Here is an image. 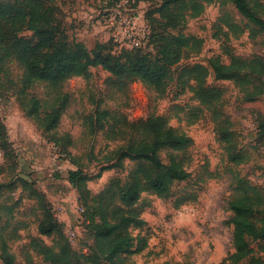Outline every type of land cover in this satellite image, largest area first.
<instances>
[{"label":"rangeland","instance_id":"obj_1","mask_svg":"<svg viewBox=\"0 0 264 264\" xmlns=\"http://www.w3.org/2000/svg\"><path fill=\"white\" fill-rule=\"evenodd\" d=\"M1 1L26 6L24 0ZM43 1L53 8L55 24L69 46L80 44L93 51L107 45L115 52L141 49L154 56L163 47H181L182 52L169 58L174 81L165 94L139 80L119 83L101 67L92 68L88 78L75 77L61 86L38 83L28 88L25 97L38 99L42 112L49 111L59 96L69 98L57 128L49 132L22 106L23 66L2 60L0 52V264L4 245L14 264H54L52 257L63 252L72 264H233L227 260L235 252L228 209L233 180L243 178L264 194V95L247 98L249 92L264 87V75L246 69L218 81L210 61L219 57L224 65H230L232 58L264 62V29L243 17L234 0ZM247 1L264 22V0ZM129 16L136 21V42L117 43L114 38ZM20 36L36 41L28 30ZM180 37L190 39L188 48L180 46ZM196 65L209 71L205 88L222 93L218 112L195 98L190 88L195 82L183 86L177 81L182 71ZM187 78L184 74L183 81ZM97 109L129 122L160 117L192 140L178 154L190 178L175 184L167 198L149 191L141 194L132 210L144 224L134 221L128 227L135 248L112 261L97 249L95 227L102 214L115 225L114 214L124 206L106 193L113 181L124 184L137 162L124 160L122 168L117 166L112 152L120 143L105 131L91 132L86 118ZM224 119L231 123L236 152L244 157L240 165L229 161L219 141L217 124ZM170 153L160 152L165 164ZM79 169L89 177L90 195L84 200L68 181L69 173ZM21 180L32 190H24ZM43 205L62 235H39ZM141 246L145 248L135 252ZM251 247L254 254L238 264H264V242H252Z\"/></svg>","mask_w":264,"mask_h":264},{"label":"trees","instance_id":"obj_2","mask_svg":"<svg viewBox=\"0 0 264 264\" xmlns=\"http://www.w3.org/2000/svg\"><path fill=\"white\" fill-rule=\"evenodd\" d=\"M24 1L26 6L23 8L0 0L1 59L17 61L23 66L25 83L19 93L22 106L28 116L44 131L49 132L57 128L69 98L66 95L59 96L49 111L42 112L43 105L38 99L28 95L27 100L25 97L27 89L35 84L61 86L75 77H90L91 69L97 67L113 75L119 83L130 84L139 80L160 94H165L168 86L174 81L169 68L173 63L169 58L176 55L179 57L182 52L181 47H163V51H159L156 56L141 49H124L115 52L107 45L97 47L93 51H88L80 44L72 47L59 33L52 7L47 6L43 0ZM234 4L243 17L264 29V22L250 8L247 0H234ZM24 30L33 33L35 43L20 36ZM180 38V46L188 48L190 39ZM156 40V31L153 27L151 42L155 53ZM210 67L214 78L218 81L228 80L234 74L246 69L259 76L264 75V62L260 58L251 61L232 58L230 65H224L217 57L210 61ZM184 74H188L187 81H183ZM208 77V69L196 65L182 71L177 81L183 86H186L190 80L195 82L196 86L190 87L195 98L202 105L218 112L223 105L222 93L217 89L205 88ZM236 77L241 78L240 75ZM262 95H264L263 86L256 92H249L247 98L252 101ZM86 124L92 133L105 131L113 136V141L120 143L118 150L112 152V155L117 157V166L122 168L124 160L137 162L135 170L130 173L127 181L124 184L121 180L113 181L106 193L124 206L114 214L115 225H112L106 215L102 214L101 224L95 227L97 249L112 261L120 254L132 252L135 248V239L131 237L128 227L134 221L140 226L144 224L139 215L132 210L140 201L141 194L149 191L159 198H167L175 184L190 178L184 160L180 159L178 154L184 152L191 145L192 140L174 130L166 119L156 116L129 122L125 117L119 120L117 115L109 110L97 109L86 118ZM230 128L231 123L224 119L217 124V134L219 141L225 145L229 161L240 165L244 162V157L235 150V138ZM165 149L171 152L166 164L160 156V152ZM68 181L83 200L89 197L90 190L87 186L89 177L81 169L71 171ZM20 182L24 190L31 189L27 181ZM32 193L40 198L37 191L33 190ZM228 209L232 213L230 224L233 227L235 252L227 260L238 264L254 254L252 242H264V217L260 218L264 210V194L256 186L237 176L232 183ZM120 228L124 231L116 233ZM38 233L44 237L62 235V231L44 205ZM145 242L146 240H142L143 246ZM143 246L138 247L135 252L143 250L145 248ZM2 251V264H14V257L6 245ZM52 258L54 264H72L65 258L64 252Z\"/></svg>","mask_w":264,"mask_h":264},{"label":"built area","instance_id":"obj_3","mask_svg":"<svg viewBox=\"0 0 264 264\" xmlns=\"http://www.w3.org/2000/svg\"><path fill=\"white\" fill-rule=\"evenodd\" d=\"M136 21L133 16H129L123 21V28L115 36L114 40L117 43H123L125 39H128L132 42H136L135 36L137 35Z\"/></svg>","mask_w":264,"mask_h":264}]
</instances>
